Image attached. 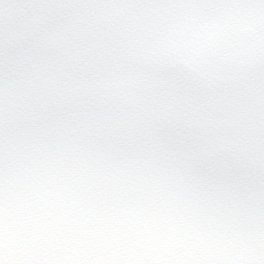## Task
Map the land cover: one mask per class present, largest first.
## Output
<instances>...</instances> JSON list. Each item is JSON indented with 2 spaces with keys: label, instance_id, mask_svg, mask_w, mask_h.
I'll return each mask as SVG.
<instances>
[{
  "label": "clouds",
  "instance_id": "obj_1",
  "mask_svg": "<svg viewBox=\"0 0 264 264\" xmlns=\"http://www.w3.org/2000/svg\"><path fill=\"white\" fill-rule=\"evenodd\" d=\"M0 264H264V0H0Z\"/></svg>",
  "mask_w": 264,
  "mask_h": 264
}]
</instances>
